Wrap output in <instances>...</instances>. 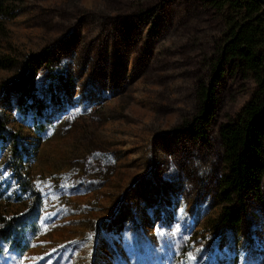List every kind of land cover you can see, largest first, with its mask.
<instances>
[{"label":"rangeland","instance_id":"1","mask_svg":"<svg viewBox=\"0 0 264 264\" xmlns=\"http://www.w3.org/2000/svg\"><path fill=\"white\" fill-rule=\"evenodd\" d=\"M11 9L0 117L41 204L15 197L11 142L0 144V225L38 214L25 223L28 250L0 245V264H264V196L239 226L222 224L216 127L201 142L177 133L202 106L221 16L192 0H13ZM25 62L33 85L16 82ZM253 91L227 79L214 125ZM169 157L179 173L166 174ZM193 159L210 171L197 175Z\"/></svg>","mask_w":264,"mask_h":264},{"label":"trees","instance_id":"2","mask_svg":"<svg viewBox=\"0 0 264 264\" xmlns=\"http://www.w3.org/2000/svg\"><path fill=\"white\" fill-rule=\"evenodd\" d=\"M0 0V40L7 39L6 19L13 15L11 2ZM207 14L220 15L224 29L218 49L215 71L207 87H200V111L177 131L191 139L205 141L215 126L222 146L224 173L217 186L221 204L219 220L227 226H239L253 201L260 200L264 189V4L258 0H192ZM32 59V57H29ZM14 63L0 57V69H11ZM16 82L34 83V73L26 76L27 62ZM237 77L250 80L254 85L250 100L225 123L214 125L218 94L227 79ZM9 140L10 170L17 184V197H27L34 206L41 204L26 171L14 132L6 128L0 117V144ZM32 212V210H31ZM30 212V213H31ZM38 214L2 218L0 245L25 253L29 248L26 222L36 226ZM24 220V222H22ZM35 223V224H34Z\"/></svg>","mask_w":264,"mask_h":264},{"label":"clouds","instance_id":"3","mask_svg":"<svg viewBox=\"0 0 264 264\" xmlns=\"http://www.w3.org/2000/svg\"><path fill=\"white\" fill-rule=\"evenodd\" d=\"M67 60L62 61V64H66ZM191 166L197 169V175H203L206 171H210V165L202 164L201 160L193 159ZM179 165L174 161L172 157L168 158V168L166 174L179 173Z\"/></svg>","mask_w":264,"mask_h":264},{"label":"water","instance_id":"4","mask_svg":"<svg viewBox=\"0 0 264 264\" xmlns=\"http://www.w3.org/2000/svg\"><path fill=\"white\" fill-rule=\"evenodd\" d=\"M258 1H260L261 3H263V4H264V0H258Z\"/></svg>","mask_w":264,"mask_h":264}]
</instances>
